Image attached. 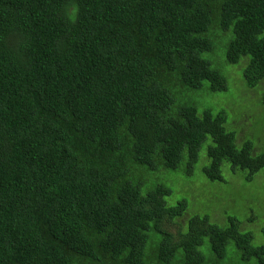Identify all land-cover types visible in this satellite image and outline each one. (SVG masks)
I'll return each mask as SVG.
<instances>
[{"label":"trees","instance_id":"16d2710c","mask_svg":"<svg viewBox=\"0 0 264 264\" xmlns=\"http://www.w3.org/2000/svg\"><path fill=\"white\" fill-rule=\"evenodd\" d=\"M243 79L264 80V0H0V264H264L234 216L166 199L204 145L211 181L264 169L225 125L255 112L209 107Z\"/></svg>","mask_w":264,"mask_h":264},{"label":"rangeland","instance_id":"374dc122","mask_svg":"<svg viewBox=\"0 0 264 264\" xmlns=\"http://www.w3.org/2000/svg\"><path fill=\"white\" fill-rule=\"evenodd\" d=\"M218 35L219 37H216V41L219 43L214 52L206 53L203 56L211 61L212 67L224 72V49H227L233 35L230 32L223 31ZM239 65L232 69V75H239L238 70L240 69V75L243 74L247 65L244 57ZM228 84L230 88L229 92L213 97L209 107L214 112H217L221 108L228 106L226 101L228 98H240L249 109L255 112L256 119L254 122H251L243 116V120L236 122V126L233 128L236 135V144L240 147L243 141L250 138L259 143H256V150L259 149V152L264 151V80H261L255 87H251L243 79L242 83L238 85L239 88L237 90L229 81ZM203 105L207 106L205 99ZM205 108H208V106ZM225 125L229 129L233 127V124L230 122L228 109ZM252 127L255 128L253 129ZM258 129L261 130V136L255 137L254 134L258 132ZM205 155L204 145L200 151V158L201 156L205 157ZM200 158L191 176L187 177L178 172L166 180L172 190L170 196L166 198L168 204H175L177 201L185 199L188 206L185 212L189 216H208L211 221L218 223H227L228 218L234 216L241 221V226H246L244 228L245 231L250 230L252 232L255 244L263 243L264 235L258 229L264 227V169L258 170L251 181H246V170H242L241 168L233 170L230 163L224 161L221 165L223 180L211 181L203 174L200 167ZM203 162L208 164V161L205 159ZM178 178L185 181L183 183L192 182L188 185H180ZM248 219H252L253 221H248Z\"/></svg>","mask_w":264,"mask_h":264},{"label":"clouds","instance_id":"9594fccd","mask_svg":"<svg viewBox=\"0 0 264 264\" xmlns=\"http://www.w3.org/2000/svg\"><path fill=\"white\" fill-rule=\"evenodd\" d=\"M232 99L227 100V104L231 101ZM239 108L236 107L235 102H232L228 108V112L230 113V122L233 124V127L230 128V130L234 131L233 128L236 126V122L238 120H243L244 114L237 110ZM238 118V119H237ZM235 133V131H234Z\"/></svg>","mask_w":264,"mask_h":264}]
</instances>
